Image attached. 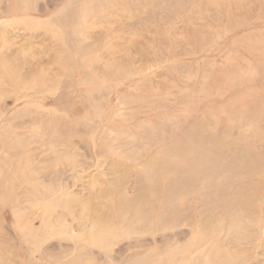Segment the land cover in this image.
Wrapping results in <instances>:
<instances>
[{
    "label": "rangeland",
    "instance_id": "obj_1",
    "mask_svg": "<svg viewBox=\"0 0 264 264\" xmlns=\"http://www.w3.org/2000/svg\"><path fill=\"white\" fill-rule=\"evenodd\" d=\"M0 264H264V0H0Z\"/></svg>",
    "mask_w": 264,
    "mask_h": 264
}]
</instances>
